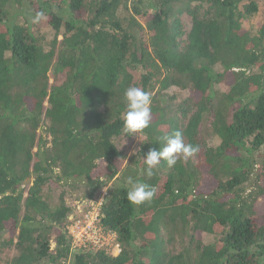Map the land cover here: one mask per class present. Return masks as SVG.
<instances>
[{
    "label": "trees",
    "instance_id": "trees-1",
    "mask_svg": "<svg viewBox=\"0 0 264 264\" xmlns=\"http://www.w3.org/2000/svg\"><path fill=\"white\" fill-rule=\"evenodd\" d=\"M259 11L257 0H0V239L8 231L16 252L6 264H264V24L243 27ZM31 13L44 14L36 26ZM45 17L47 41L34 31ZM129 87L150 94L152 115L126 160L114 139ZM177 130L200 151L148 177L145 154ZM129 177L156 196L129 202ZM70 180L110 183L99 224L118 256L73 248L77 216L46 194Z\"/></svg>",
    "mask_w": 264,
    "mask_h": 264
},
{
    "label": "rangeland",
    "instance_id": "rangeland-1",
    "mask_svg": "<svg viewBox=\"0 0 264 264\" xmlns=\"http://www.w3.org/2000/svg\"><path fill=\"white\" fill-rule=\"evenodd\" d=\"M260 6V11L257 15H255L252 18L247 19L244 21L243 27L247 31L251 32L252 34H255L258 29L264 24V0H257ZM131 4V3H130ZM148 2H145L142 6L143 11L145 12V18L148 19L150 17V13H152L151 7H148ZM131 6V5H130ZM25 9L20 10L21 16L19 18H22V14H26L28 10H30V5L28 3H25ZM11 14L18 13L20 14L19 10H16L14 7H11L10 9ZM30 23L32 26H36V18L34 17V14L28 15ZM182 21L185 26V29L187 31L191 28V19L186 15L183 14ZM144 20L142 18H139L142 27L144 30L140 32V40L145 42L146 44H149V34L146 30V19ZM20 20V19H19ZM39 29L37 30L34 27V31H38V33L45 36V40L50 39V27L48 26V23L46 22V17L43 18L42 23L39 25ZM184 39V38H183ZM136 79L139 78V74L135 73ZM216 89L225 91V87L219 86L216 87ZM171 94H174V97L177 100H181L187 96V92L183 91H169ZM141 134L138 135H132L130 133L124 132L121 136L114 139L117 147L119 150L123 153L126 160L130 159V157L137 151L138 146L140 142L142 141ZM208 138L206 134L203 135L202 140L203 143L208 142ZM264 154V151L262 152ZM102 172L98 171L95 173L96 176H101ZM58 171H55L54 173V179L58 177ZM33 180L30 179L28 182L31 183ZM205 184L211 185L210 181H206ZM110 187V183H105L103 181H98L94 185H88L84 181H60L58 182L57 186L54 187H48L49 189L46 190V194H49L51 198L56 202L61 195H64L66 198L67 203L72 207L73 215L78 218H81V216H84L86 213H89L92 211L93 206H96L108 193V189ZM250 185L247 186V189L250 190ZM96 197H99L97 200H95ZM92 206V207H91ZM74 219V217H73ZM71 226H69L70 229ZM204 237V240H209L210 237L208 235H202ZM0 264H6L8 260L13 258L16 255L15 249L10 244V235L8 231L4 234L3 238L0 239Z\"/></svg>",
    "mask_w": 264,
    "mask_h": 264
},
{
    "label": "clouds",
    "instance_id": "clouds-1",
    "mask_svg": "<svg viewBox=\"0 0 264 264\" xmlns=\"http://www.w3.org/2000/svg\"><path fill=\"white\" fill-rule=\"evenodd\" d=\"M43 13H38L36 20L43 17ZM126 112L124 115V131L132 135H140L150 126L152 99L148 92L139 87H129L124 92ZM166 145L163 148H149L144 156L146 165L145 174L148 177L154 175V169L160 165L162 160L167 162L169 168L176 166L178 160L183 157L185 160L194 157L199 151V146L185 144L183 133L177 130L172 135L166 137ZM130 185L127 191V199L135 205L151 201L157 194L154 185L133 180L129 177L126 181Z\"/></svg>",
    "mask_w": 264,
    "mask_h": 264
},
{
    "label": "built area",
    "instance_id": "built-area-1",
    "mask_svg": "<svg viewBox=\"0 0 264 264\" xmlns=\"http://www.w3.org/2000/svg\"><path fill=\"white\" fill-rule=\"evenodd\" d=\"M102 202L103 199L93 206L92 211L74 219L69 229L73 237V248L105 250L113 256H118L122 250L116 235L103 231L99 224Z\"/></svg>",
    "mask_w": 264,
    "mask_h": 264
}]
</instances>
